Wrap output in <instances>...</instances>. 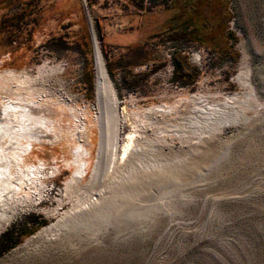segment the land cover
Listing matches in <instances>:
<instances>
[{
    "label": "rangeland",
    "instance_id": "obj_1",
    "mask_svg": "<svg viewBox=\"0 0 264 264\" xmlns=\"http://www.w3.org/2000/svg\"><path fill=\"white\" fill-rule=\"evenodd\" d=\"M95 37L118 110L135 125L150 109L175 111L150 113L161 121L142 135L151 141L143 165L112 178L100 168L91 183L100 145ZM6 72L50 90L40 104L57 129L51 142L24 144L21 169L42 168L16 194L25 204L0 232V264H264V0H0ZM198 97L221 112L210 130L194 115ZM77 118L87 121L91 153L77 191L113 203L78 238L54 244L37 234L78 200L66 184Z\"/></svg>",
    "mask_w": 264,
    "mask_h": 264
},
{
    "label": "bare ground",
    "instance_id": "obj_2",
    "mask_svg": "<svg viewBox=\"0 0 264 264\" xmlns=\"http://www.w3.org/2000/svg\"><path fill=\"white\" fill-rule=\"evenodd\" d=\"M95 40L97 52L96 96L101 105V108H98L97 116L100 128V145L91 183L98 180L100 168H103L102 176L112 178L116 175L118 168L130 169L143 165L140 162L148 155V150L143 149L142 144L151 141L143 139L142 135L148 126L155 127L160 123L161 120L155 116L156 114H169L175 111L174 109L170 111L150 109L145 113L144 118L135 125L133 113L127 110H118V98L108 82L96 37ZM38 71L41 76L46 73L44 67H40ZM37 86V83L27 81L25 76H17L12 72H6L0 76V232L8 226L15 211L25 204V200L16 197L20 186L24 183L27 185V182L34 180V176H37L42 168L40 165L39 167L21 169L25 156L29 153V148L24 144L28 143L32 147L34 143H42L44 140L51 142L47 133L51 131L55 133V129H57V127L53 129V125L55 126L51 119L54 114L53 110L40 104L42 99L44 100L50 95V90L45 89V85H41L40 88ZM56 93L60 99L63 98L67 105L73 102L72 97L63 90ZM192 101L195 105L194 115L203 121L201 122L203 123L201 129L210 130L207 124L214 120V116L220 115V110L215 109L216 112H214L213 109L217 106L206 103L204 97L193 98ZM150 113L155 114L153 118L149 116ZM199 120L198 123H200ZM76 122L78 123L75 127L77 133L74 134L75 136L73 135L72 141H77V144L72 145L69 151V160L66 163L73 175L66 184L69 192L77 195L78 200L74 204L73 212L37 234V237L47 238L54 244L68 243L70 239L78 238L84 222L95 224L99 221L98 217L102 214V210H105V214L109 216L110 210L108 208H111L113 203L112 200H101L99 194L96 201L92 195L85 197L81 195L79 190L77 191V189H84L81 188L80 183L90 167L91 153L83 140L87 121L84 118H77ZM127 123L131 125L130 133L124 140L125 145L120 151L121 131L127 126ZM165 125L166 123L163 125L164 129L166 128ZM205 133V130L200 131L199 136ZM153 140L155 141V139ZM149 147L151 148V146ZM125 174L124 180L128 179L130 173L125 171ZM31 187L29 185V190ZM74 188L75 190L72 191L71 189Z\"/></svg>",
    "mask_w": 264,
    "mask_h": 264
},
{
    "label": "trees",
    "instance_id": "obj_3",
    "mask_svg": "<svg viewBox=\"0 0 264 264\" xmlns=\"http://www.w3.org/2000/svg\"><path fill=\"white\" fill-rule=\"evenodd\" d=\"M185 28H187V27H185ZM193 29H195V28H193ZM189 30L187 31V33H194V32H192V29L191 28ZM181 70H183V64H179L178 63V65L176 66V72H175L176 76H177V73L180 72ZM182 75H183V73H181L180 75H178L179 77L176 78V79L180 80L181 83H183V84H187L188 81L187 80H184ZM197 75H198V73L196 72L195 75H194V77L190 80L189 83H193L194 80H195V78L197 77Z\"/></svg>",
    "mask_w": 264,
    "mask_h": 264
}]
</instances>
